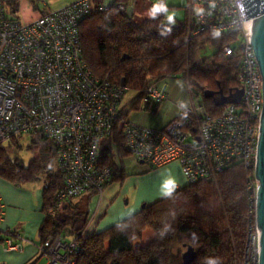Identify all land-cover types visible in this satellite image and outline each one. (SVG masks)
Wrapping results in <instances>:
<instances>
[{
	"label": "built area",
	"instance_id": "2783aa9c",
	"mask_svg": "<svg viewBox=\"0 0 264 264\" xmlns=\"http://www.w3.org/2000/svg\"><path fill=\"white\" fill-rule=\"evenodd\" d=\"M180 1L178 7L187 11L190 34L238 33L241 61L237 80L244 91L240 102H228L214 115L196 88L189 85V103L161 127L133 122L123 114L129 87L94 75L85 61L80 22L90 13L92 0H75L55 11L46 9L26 23L10 14L0 1V143L28 133L46 135L54 142L63 186L48 207V216H55L71 199L104 193L114 169L101 161L100 151L105 139L113 136L115 126L122 132L126 150L137 161L152 168L178 161L189 183L214 179L234 162L255 168L264 94L251 43L254 17H248L243 0ZM169 2L163 0L167 8ZM120 8L125 9V5L120 4ZM160 23L162 27L178 25L177 19L170 24L167 17ZM233 52V45L224 46L225 55ZM166 99L165 89L152 84L141 98L142 109H153ZM258 185L256 176L248 184L250 223L241 264H259ZM5 213L0 194V233L5 248L21 250L26 241L21 233L2 230ZM87 233L86 228L79 237L65 229L49 235L36 245L39 257H46L48 264H78Z\"/></svg>",
	"mask_w": 264,
	"mask_h": 264
},
{
	"label": "trees",
	"instance_id": "16d2710c",
	"mask_svg": "<svg viewBox=\"0 0 264 264\" xmlns=\"http://www.w3.org/2000/svg\"><path fill=\"white\" fill-rule=\"evenodd\" d=\"M0 1L7 2L4 4L8 12L20 19L18 0ZM129 1L115 0L105 4L104 0H92L90 13L80 22L83 57L94 75L108 77L113 83L137 90L132 107L150 85L182 77L187 88L189 85L196 88L208 111L214 115L221 113L226 104H218L216 99L204 94L207 90L215 91L220 99V90L227 96L239 88L238 33L217 35L203 31L190 34L185 9L183 18L174 16L178 21L174 27L161 26V19L167 17V13L135 23L126 12ZM120 4H124L125 9H121ZM207 44L213 45L215 51L203 57L200 50ZM226 44L234 46L230 56L224 53ZM163 88L166 89V85ZM157 108L153 109L157 111ZM35 136L39 152L28 163L19 156L10 155L6 144L0 143V176L15 183L43 181L42 240L65 229L81 237L90 221L88 205L82 206L76 199H71L55 216L46 214L63 184L57 170L54 142L43 134ZM113 136L105 139L100 151L101 161L114 169L111 182L122 181L128 175L124 164H118L112 158L115 153L113 141L117 140L119 149L129 153L117 126ZM13 141L21 147L18 138L10 142ZM32 144L30 149L35 148ZM254 178V165L234 162L214 179L187 182L177 187L171 198L145 203L129 217L103 230L87 233L78 264H184L182 255L185 251L174 249L178 243L187 249L190 245L194 247L196 253L190 264H208L209 259L216 260L217 264H241L250 223L248 184ZM87 194L90 197L97 195ZM147 229L153 231L154 237L143 242Z\"/></svg>",
	"mask_w": 264,
	"mask_h": 264
},
{
	"label": "crops",
	"instance_id": "0c3cea01",
	"mask_svg": "<svg viewBox=\"0 0 264 264\" xmlns=\"http://www.w3.org/2000/svg\"><path fill=\"white\" fill-rule=\"evenodd\" d=\"M152 3L155 4L156 1L155 3L152 1ZM18 4V12H20L19 0ZM34 5L36 9H39L37 3ZM45 11L46 9H40L39 12L35 11L31 14V18L36 19ZM165 92L168 98L158 106V117H156L157 119L153 120V124L149 126L161 127L166 125L179 114L183 105L189 103V100H187L188 98H185L183 93H181L183 96L179 102L175 105L171 104L170 100H173L171 97L174 94L173 89L168 90L166 87ZM124 167L128 175L122 183L113 181L108 183L105 192L101 196L96 195L90 197L88 194H84L75 198V201H79L82 206L88 205L91 212L90 223L87 227L88 234L94 231L103 230L129 217L139 211L142 208L141 206L145 203H152L163 198L161 184L169 175L175 178L178 187L187 184V180L182 171V166L178 161H173L157 168L138 165L130 170L125 164ZM128 180L131 181L129 184ZM42 185L40 186L37 200L31 195L29 196L32 200L28 199L31 205L27 209L29 212H26L21 200V195L28 193V190L22 185H19V183H15L0 176V194L6 205L2 230L14 229L22 231L27 238L31 240V242L22 243L21 250H7L4 247L5 245H3L4 235L1 232L0 264H37L39 261L40 257L36 258L38 249L35 242L39 240L42 241L40 226L45 218ZM125 198H128V201L123 203ZM153 237L154 233L151 229L145 230L143 236L145 242Z\"/></svg>",
	"mask_w": 264,
	"mask_h": 264
},
{
	"label": "rangeland",
	"instance_id": "374dc122",
	"mask_svg": "<svg viewBox=\"0 0 264 264\" xmlns=\"http://www.w3.org/2000/svg\"><path fill=\"white\" fill-rule=\"evenodd\" d=\"M35 1L36 2H33L32 0H19L20 12H18V14L20 13V20L23 23L33 21L34 18L33 19L31 18V14H33V12H35V11L39 12L40 9H48V10L55 11V10H58V9L65 7L66 5H68L69 3H71L75 0H35ZM114 1L115 0H104V3L105 4H111ZM152 1L155 3V1H157V0H130L126 4V12H127V14L132 16V19L135 23H140L144 19L149 17V10L153 6ZM4 3H7V2H4ZM36 3L39 5L38 6L39 9L35 8L34 4H36ZM169 3H170V6L168 7L167 15L173 14L174 16H177L179 18H183L184 8L178 7V6H180L181 1L180 0H170ZM239 44H240V41H239ZM214 51H215L214 46L211 44H207L201 48L200 54H201V56L206 57V56L214 53ZM165 85H166L168 90L173 89L174 98H173V96L171 97V99H173L172 101L170 100L171 104H174V105L177 104L183 95L185 96V98H188L187 100H190V95L188 92L187 83L182 77H172L170 79L164 80V81L159 83V86L162 88ZM137 93H138L137 90H134L132 88H129L127 90L125 97H124V105H123L124 113H127V116L133 122L140 123L143 125H152L153 120L157 119L156 117H158L159 112L155 111L154 109H150V110L142 109V106L144 105V101H142L141 99L136 102L135 107H132V104L136 101ZM181 93H183V95ZM175 97H177V98H175ZM36 138L37 137L33 134H30V133L24 134V135L18 137L19 144H21V147L15 145L14 141L12 143L11 142L6 143V146L8 148V152L10 153V155L21 157L22 159H24V161L26 163H28L30 158L39 152V147L37 146V139ZM113 142H114L113 147H114L115 153L112 156V158H114V160L118 164L119 163L125 164L126 167L130 170L134 169L138 165L149 166L147 163H143V162L140 163V161H137L136 158L132 154L125 153L124 151L120 150L118 147L119 143L117 140H114ZM31 143H33L32 146H35L34 149L29 148V145ZM122 181L115 180L113 182L122 183ZM130 182L131 181L128 180V184ZM42 184H43L42 180H32V181H26V182L19 183V185H22L25 189L28 190V193L21 195L22 196L21 200L23 202L24 209H26V212H29L27 209L31 205L30 202L28 201V199H31L29 196L31 195L34 199L37 200L38 195H39V191H40V186ZM104 192H105V190H104ZM127 201H128V198H125V200H123V203H126ZM7 230H14V229H7ZM19 232L26 239V241H23V243L29 242L27 236L22 231H19ZM40 241L41 240L35 242L36 245L38 243H40ZM143 242H145V241L143 240ZM3 245H5V242ZM174 249H175V251H181L182 253L187 250V248L180 243L176 244ZM37 257H39L38 252L36 254V258ZM36 258H35V260H36ZM48 262H49L48 259L46 257L42 256V257H40L37 264H48Z\"/></svg>",
	"mask_w": 264,
	"mask_h": 264
},
{
	"label": "water",
	"instance_id": "95a60500",
	"mask_svg": "<svg viewBox=\"0 0 264 264\" xmlns=\"http://www.w3.org/2000/svg\"><path fill=\"white\" fill-rule=\"evenodd\" d=\"M248 17H254L251 43L254 47L255 54L263 77V94H264V0H243ZM243 88H238L234 93L224 95L220 90V99L216 97V92L207 90L205 97H212L217 100L218 104L228 102H240L243 95ZM255 176L259 182L256 200V220L260 229V257L259 264H264V106L260 119V132L257 150V161L255 165ZM193 246L183 253L184 264H190L195 256Z\"/></svg>",
	"mask_w": 264,
	"mask_h": 264
},
{
	"label": "clouds",
	"instance_id": "9594fccd",
	"mask_svg": "<svg viewBox=\"0 0 264 264\" xmlns=\"http://www.w3.org/2000/svg\"><path fill=\"white\" fill-rule=\"evenodd\" d=\"M160 13H168V8L166 4L163 3V0H158L157 3L153 4L152 8L149 10V18L156 19ZM167 19L170 24L175 23L173 14H168ZM170 30L171 29L169 28L168 31ZM177 187L178 185L175 178L169 175L163 180L161 184V193L165 198H171ZM208 264H217V261L214 259H209Z\"/></svg>",
	"mask_w": 264,
	"mask_h": 264
}]
</instances>
